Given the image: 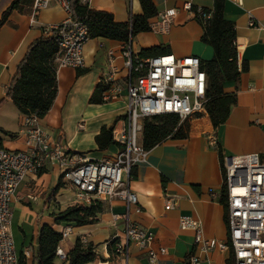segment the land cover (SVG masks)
Listing matches in <instances>:
<instances>
[{
	"label": "crops",
	"instance_id": "0c3cea01",
	"mask_svg": "<svg viewBox=\"0 0 264 264\" xmlns=\"http://www.w3.org/2000/svg\"><path fill=\"white\" fill-rule=\"evenodd\" d=\"M13 1L0 0V17ZM152 2L158 13L175 8L177 15L167 34H138L132 40L136 52L159 48L177 58L195 56L202 62L212 59V48L201 42L203 27L182 10V5L190 2L193 7L211 10L213 0ZM80 3L91 10L111 14L119 24L128 22L130 15H142L138 0H81ZM31 4L32 0H20L18 9L12 11L7 23L0 28V102L28 46L41 36V28L61 23L66 17L61 7L52 4L31 23ZM223 13L235 27L238 65L242 61L248 65L238 90L233 82L223 84L224 93L236 94V104L227 121L217 128L212 127L207 115L187 121V139L167 140L148 150L146 161L133 170L130 186L137 196L140 212L132 210L130 219L154 235L152 249L167 250L166 255L159 256L157 264H186L193 251L194 233L179 230L181 216L199 219L206 239L227 240L225 208L220 202L223 190L219 152L221 155L256 153L264 162V0H241V5L234 0H224ZM251 18L255 27L248 25ZM122 44L90 39L84 48L81 69L56 68L57 94L51 109L39 123L52 140L60 139L73 154L85 155L94 161L110 160L115 155V146L99 151L94 139L103 126H112L116 131L122 128L125 101L94 105L89 100L104 73L114 70L116 78L123 77L119 57ZM109 52L115 58L112 66L108 63ZM79 71L82 73L77 75ZM24 119L11 101L0 105L1 147L25 149ZM80 124L82 130L78 129ZM209 137L216 139V148L208 144ZM59 180L58 173L48 167L36 175H28L16 190L10 233L23 264H36L37 238L44 225L58 234L64 227H71V234L58 244L66 255L77 239L85 237L96 253V258L88 264H148L144 252L135 247L130 248L128 259L109 252L110 243L120 237L124 229V221L116 219L124 213V204L120 201H101L102 212L92 224L56 223L58 215L74 204L71 190L63 185L56 195H51ZM32 196L36 197L35 201L29 200ZM169 197L178 198L177 206L165 210ZM26 250L28 258L22 255ZM209 259L210 264H227L228 253L214 251ZM53 264L62 263L54 259Z\"/></svg>",
	"mask_w": 264,
	"mask_h": 264
},
{
	"label": "built area",
	"instance_id": "2783aa9c",
	"mask_svg": "<svg viewBox=\"0 0 264 264\" xmlns=\"http://www.w3.org/2000/svg\"><path fill=\"white\" fill-rule=\"evenodd\" d=\"M234 1L241 5V0ZM70 2L32 0L31 4V23L52 4L61 7L66 15L61 23L45 25L40 30L41 36L52 38L58 45L55 69H81L84 48L90 40L87 25L71 19ZM182 10L202 26L211 18V12L193 7L190 2L184 3ZM176 15L175 8L158 13L149 23V32L167 34ZM248 25L255 27L253 18L249 19ZM119 57L123 77L116 78V71L112 70L104 73L97 82V87L102 89L103 103L125 101L123 126L112 131L116 151L110 160L94 161L85 155L73 154L60 139L52 140L35 116L25 117L23 122L24 150L0 146V264H23L10 233L15 193L28 175H36L48 167L54 169L62 185L71 190L73 207H90L103 200L124 204V213L116 217L124 221L121 236L113 240L116 257L128 259L131 247L144 252L148 264H157L159 256L166 255L167 250L163 247L152 249L154 235L130 219L132 210L140 212L137 196L130 186L133 170L144 163L148 155L142 144L143 122L153 116L176 115L180 126L206 116L207 76L198 57L177 58L170 54L142 57L133 49L132 41L122 44ZM114 59L109 52V66ZM78 129L82 130L83 125L80 124ZM208 144L216 148L217 141L209 137ZM220 164L222 190L226 195L227 240L206 239L199 219L190 215L179 217V230L194 233V248L186 264H210L209 255L214 251L228 253L227 264H264V162L256 153L223 154ZM177 199L169 197L164 209L176 207ZM29 200L35 201L36 197ZM70 234L71 227H64L60 233L61 241ZM79 240L88 244L85 237ZM22 255L28 258V250ZM54 256L60 263L67 261L59 246Z\"/></svg>",
	"mask_w": 264,
	"mask_h": 264
},
{
	"label": "trees",
	"instance_id": "16d2710c",
	"mask_svg": "<svg viewBox=\"0 0 264 264\" xmlns=\"http://www.w3.org/2000/svg\"><path fill=\"white\" fill-rule=\"evenodd\" d=\"M81 0H71L70 11L73 21H82L87 25L90 39H107L128 43L138 34L149 32L150 21L157 16L158 12L152 0H138L142 15H130L126 23H115L111 14L89 9L87 5L80 3ZM213 8L206 10L211 12V18L203 27L201 42L210 46L213 57L208 62H202L201 69L207 76L206 89V113L213 128L223 125L231 108L236 104V94H226L223 91L225 82H233L236 90L242 74L248 71L245 61L238 66L236 49V35L234 24L224 18V0H213ZM20 0H14L0 17V28L4 26L12 11L18 9ZM58 45L52 38L40 36L28 46L23 59L16 67V73L8 85L5 101H11L18 111L25 117L35 116L43 119L51 109L57 94L55 57ZM142 57H154L164 55L159 48L141 50ZM82 72H77L80 75ZM102 89L97 87L91 96L89 103L94 105L103 104L101 99ZM176 115H158L143 122L142 144L145 149L160 145L167 140H185L188 135L187 122L180 126ZM113 127H101L95 136V144L99 151H105L110 146H115L112 136ZM4 133V132H3ZM10 137L13 134L4 133ZM221 161V154L219 152ZM62 188L61 181L52 191L56 195ZM221 204L226 208V195L222 191ZM102 212V204L94 202L90 207H70L60 213L55 219L56 223H74L77 226L92 224L97 214ZM61 241L60 234L50 226L41 227L37 238L36 264H53L56 247ZM109 246V252L113 253L114 242ZM67 261L62 264H88L96 258L94 247L91 244H82L79 239L73 249L66 255ZM188 258V257H187Z\"/></svg>",
	"mask_w": 264,
	"mask_h": 264
}]
</instances>
